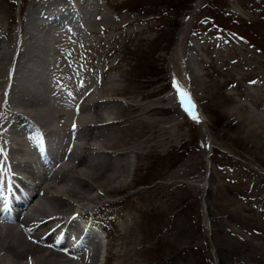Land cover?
Returning <instances> with one entry per match:
<instances>
[{
    "label": "bare ground",
    "instance_id": "6f19581e",
    "mask_svg": "<svg viewBox=\"0 0 264 264\" xmlns=\"http://www.w3.org/2000/svg\"><path fill=\"white\" fill-rule=\"evenodd\" d=\"M63 1H31L41 22L30 15L19 25L12 50L0 45V264H99L101 248L107 264H147L136 256L150 247L144 243L151 235L134 232L146 205L163 210L159 241L177 243L180 238L173 240L170 229L180 212L176 203L186 193H197L206 207L198 243L215 235L219 243L241 252L245 264H264V184L259 183L264 177L255 170L244 166L240 173L214 165L202 183L191 175L195 163L188 160L163 175L166 181H156L146 191L132 190L148 168L149 156L164 155L183 143L184 124L192 127L200 121L185 110L178 88L187 85L191 101L197 100L195 85L204 87L201 73L188 62L181 71L176 60L179 55L187 60L192 52L200 60L187 31L200 0L182 23L181 48L168 62L171 87L162 93L165 85H152L153 80L132 85L124 57L110 58L118 48L106 47L125 35L112 32L136 19H114L100 0H73L71 6ZM51 3L63 6L51 10ZM98 33L105 37L98 39ZM44 56L48 66L40 68ZM181 175L200 183L179 181ZM222 187L236 188L241 198L215 195ZM119 194L125 196L114 198ZM103 208L110 216L100 223L96 213ZM211 215L220 222L213 232ZM186 219L193 223L190 214ZM97 223L111 227L104 244Z\"/></svg>",
    "mask_w": 264,
    "mask_h": 264
},
{
    "label": "rangeland",
    "instance_id": "374dc122",
    "mask_svg": "<svg viewBox=\"0 0 264 264\" xmlns=\"http://www.w3.org/2000/svg\"><path fill=\"white\" fill-rule=\"evenodd\" d=\"M31 1L34 0H0V45L13 48L14 43L19 41V25L30 15L38 16L35 9H30ZM100 1L102 6H107L113 13L114 19L124 17L137 20V23L128 28L112 32L113 34L125 32V35L106 43V47L118 48L110 58L124 57L126 61L123 66L129 68L127 76L133 81L132 85L140 81L153 80L155 84L152 85L157 87L165 85L160 93L169 91L171 85L168 84V80L172 68L168 62L170 56H175L176 51L181 48L182 42L179 41L178 35L195 0ZM72 2L73 0H64L61 3L71 6ZM62 4L56 7L51 3L49 7H52V10L63 6ZM200 5L187 27L188 41L196 47L200 60H194V52L189 54L187 60L184 57L180 58L178 54L176 57L177 62L180 60L178 63L182 67L181 71H184V65L188 62L197 73H203L200 77L204 87L201 84L195 85L197 88L195 95H198V99L193 101L200 121L192 127L184 124L182 130L186 135L183 143L172 146L164 155L153 153L149 156L148 168L138 179L135 178L137 183L132 190L141 188L146 191L154 182L166 181L163 175H170L188 160L190 164L195 163L191 175L201 178L202 183L208 179V170L212 167L213 171L214 165L225 171L234 169L240 173V170L247 166L264 177V0H200ZM42 19V16H38L37 21L41 22ZM69 19L63 17L64 21ZM142 27H147L142 34L133 33ZM9 31H12L14 38ZM102 34L95 35L102 39L105 37V34ZM7 35H10V40ZM95 35L93 39H97ZM143 35L147 36L146 40L140 38ZM103 54L105 55V52L102 56ZM8 55L9 53L6 55L7 61ZM45 58V56L42 58L40 68L47 65L49 59ZM186 88L189 89L184 84L183 90L187 92ZM119 95L124 98V94ZM190 170L191 168L187 171ZM180 177L179 181L200 183L184 175ZM228 186L234 187L232 183ZM218 194H224L222 197L226 195L234 199L241 198L237 196L236 188L233 190L223 188L215 195ZM113 196L123 198L125 194ZM201 201L202 198L197 193L195 196L186 193L182 200L177 201L176 210L180 212L177 213L176 221L170 229L175 233L173 240L180 238L177 243L159 241L156 232L163 229V210L151 209L146 205L145 214L137 223L142 225H136L134 232L145 237L151 235L144 243V245L148 243L150 247L146 251L142 249L137 252L136 257L147 264H161L162 261L165 264H245L241 252L219 243L215 235L205 237L204 243L203 241L198 243L206 213V207ZM263 202L264 200L260 201L261 204ZM106 209H100L96 213L100 223L108 220L110 216ZM189 214L193 223L186 219ZM213 218L212 216V223L210 221L209 224L212 232L217 231L216 227L220 225V222ZM180 220L184 221L183 224H177ZM95 227L104 244L103 241L108 239L105 235L106 230L111 227L104 228L98 223ZM101 249L102 260L99 264H107L104 261L105 249ZM253 254L250 252L251 258L255 257ZM254 262L256 260L250 263L255 264Z\"/></svg>",
    "mask_w": 264,
    "mask_h": 264
},
{
    "label": "snow or ice",
    "instance_id": "6c2138e0",
    "mask_svg": "<svg viewBox=\"0 0 264 264\" xmlns=\"http://www.w3.org/2000/svg\"><path fill=\"white\" fill-rule=\"evenodd\" d=\"M174 86H176V82L175 81H174ZM178 92H179V94L182 97V103L186 105L185 110L188 111L192 115L193 119L198 120V116L195 115L194 112H193L194 104L191 101L189 94L186 91L181 90L179 88H178ZM73 127H75V125H73Z\"/></svg>",
    "mask_w": 264,
    "mask_h": 264
}]
</instances>
